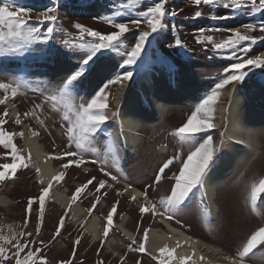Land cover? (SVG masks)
<instances>
[{"label":"snow or ice","instance_id":"obj_1","mask_svg":"<svg viewBox=\"0 0 264 264\" xmlns=\"http://www.w3.org/2000/svg\"><path fill=\"white\" fill-rule=\"evenodd\" d=\"M76 3L80 8H86L91 0H76ZM192 3L198 10L190 17L191 19L200 18L203 15L199 10L201 6H206L212 11L209 19L228 20L253 13L260 14V19L240 27L228 28L226 31L229 35L219 41L214 39L213 35L206 34L211 31H220L219 29L200 27L194 31L193 35L197 44L204 45L205 50H208L207 46L211 44L214 55L233 62L223 67L222 72L217 75L216 82L187 116L186 122L174 129L172 133L182 145L188 146L186 159H183L179 153L169 157L159 165L152 184H145L141 186L142 190H137V187L133 186L134 182L120 165L119 136L109 130V121L118 116L117 112H112L109 108V100L112 96L110 89L114 85L123 88L125 82H131L135 77L141 78L146 86H150L152 76L157 70L165 71L170 81L176 80L179 68L161 49L159 38L169 29L168 21H174L179 12L170 6V0H126V3L124 0H114L112 11L94 17L113 27V31L102 32L75 22L72 27L78 34L70 39H64L61 43L68 50L65 54L75 58L76 64L65 76L59 77V82H56L48 78L47 72L40 69L55 61L60 54L54 43L55 36L60 32L66 33L67 30L61 23L58 9L73 6L72 0H46V2L45 0H0V72L5 74V79H0V92L3 93L0 105H6L9 99L15 100L19 95L33 90L35 84V94L47 99L46 93L51 92L53 115H57L55 102L59 101L63 105V115L59 118L64 135L67 137L64 149L58 154H50L49 157L66 160L61 165L62 170L48 179L46 186H44V179H40L38 195L31 196L27 200V214L23 223L15 228L11 224L7 225V232H5V225L0 224V264H7V262L48 264L43 249L63 236L62 230H67L66 217L69 216L70 209L84 197L89 186H92L95 194V199L87 209L89 215L99 211V202L107 198L109 190H113L117 196L128 194V198L139 205L138 212L141 220L147 214L153 218L159 216L173 221L199 199L205 209V226H208L210 213L207 212V205H203V198L207 194L205 185L211 181L218 161L225 154L223 133L218 144L214 143L212 135V130L217 127L214 122L216 105L225 87L243 83L251 76H256L258 70L261 77H264V52L254 56L249 55L258 43H264V35H250L257 29L260 33H264V0H192ZM116 4L120 5L119 10H116ZM134 6H144V10L129 12L126 15L125 9H132ZM37 8L41 10L36 11ZM219 8L227 9L228 12L216 14ZM142 24L147 30L141 27ZM171 30L177 31L175 23L171 24ZM128 40H134L131 47L126 43ZM167 47L179 49L186 60L192 58L193 53L179 35H176L174 43ZM105 54H115L113 58L119 57V59L116 60L108 75L101 80L94 94L88 98L81 93L80 82L91 71L92 65ZM34 76L44 79L33 80ZM261 83L264 84V79H261ZM41 85L44 87L41 88ZM42 111V104L34 103L28 111L17 112L14 123L21 125L24 118H36L41 125H44L45 121L38 116V112ZM10 119L12 118L9 116L8 108L5 107L4 111L0 112V146L7 150L4 158H10L11 163L0 164V184L15 180L19 170L28 169L31 166L29 163L31 153L25 154L15 142L16 137L23 138L24 132L6 130L5 126ZM30 131L33 136L39 135L33 129ZM104 133H108V136L104 137ZM97 137L109 140V147L104 151L103 156L94 145ZM73 148L75 151L72 150ZM86 157L91 158V163L98 166L99 172L105 178L91 176L80 183L73 191L63 215L58 217L51 239L47 244L43 240L37 241L35 237L40 234L42 226L46 223V204L49 202L48 198L54 182L61 184L67 170L73 166L80 168L85 165ZM174 162L180 163L178 172L172 173L170 177L174 182L164 194L157 193L158 198H150L149 189L163 182L166 170H170ZM113 169L117 174H113ZM36 172L39 174L40 169L37 168ZM121 179L127 183L123 188H118L116 185ZM246 200L253 212L264 205V176L258 180H252L248 186ZM119 203V200L113 202L106 216H103L102 233L92 234L93 241H99V247L96 249L97 256L100 255L110 231L114 228V215L117 214ZM33 213L36 221L35 232L27 231L28 214ZM85 223L86 221L79 226L80 231L73 241L71 258L60 261L59 264H75L77 246L81 244L87 232ZM136 230L141 231L139 222ZM142 233L138 244L133 238L127 245L128 252L137 254L138 257L147 255L153 264H189V262L190 264H201V262L212 264L203 255L194 259L197 255L194 248L191 255H177L176 249L181 247L180 240L176 241V247H169L165 243L159 247V254L153 255L146 246L149 227L143 228ZM191 240L190 236L184 238L185 243ZM128 252L119 257V264H124ZM257 252L264 253V225L252 230L238 245L234 255L225 254L222 259L224 264H246L249 260L252 264H264V258L260 261L255 259ZM96 264H105V262L101 259L96 261ZM134 264H141V259H135Z\"/></svg>","mask_w":264,"mask_h":264},{"label":"rangeland","instance_id":"obj_2","mask_svg":"<svg viewBox=\"0 0 264 264\" xmlns=\"http://www.w3.org/2000/svg\"><path fill=\"white\" fill-rule=\"evenodd\" d=\"M173 1L174 0H170V6L179 12V15L175 17L174 21H168L169 29L159 38L160 47L168 56L172 58L178 67L185 69L189 73L197 75L202 80H204L207 89L210 90L217 80V75L222 72L223 67L228 66V64L233 61L221 59L219 56L214 55L211 50V44L207 46L208 50H205L204 45L197 44L193 35L194 31L200 27L219 29L220 31H211L206 33L207 35H213L214 39L219 41L220 39L226 38L227 35H229V33L226 31L228 28L240 27L245 23L255 22L256 20L260 19V14L253 13L251 15L237 16L234 19L214 20L209 19V16L212 15V11L206 6H201L199 10L202 11L203 15L200 18L191 19L190 17H192L194 12L198 10L194 3H192V0ZM124 3H126V0H124ZM91 4L97 6L99 10V12L94 16H84L74 11L70 14H66L65 11L68 10V6L60 7L58 9L59 15L61 17V23L67 30L66 33L60 32L55 36L54 43L60 53L58 54L59 56L63 55L71 60L76 61V59L72 56L65 54L68 50L65 49L61 43L64 39H70L78 34L77 30L72 27L75 22L82 23L102 32H110L114 30V28L108 25L106 22L94 18L101 14H108L110 11H112L114 7V0H91L90 5ZM72 5H77L76 0H72ZM103 7H106L107 9H104L103 11ZM115 7L116 10H119L120 5L116 4ZM38 10L41 9L37 8L36 11ZM141 10H144V6H134L132 9H125V13L127 15L129 12L134 13L135 11ZM227 12V9L219 8L216 14H225ZM172 23L177 25L176 32L171 30ZM141 27L145 28L143 24ZM145 30L147 29L145 28ZM176 35L180 36L182 41L193 53L191 60H186L184 57H182L179 49L167 47V45L174 43V37ZM250 35L260 36L264 35V33H260L257 29L256 31L251 32ZM126 43L129 47H131V45L134 43V40H128ZM263 50L264 43H258L249 55H258ZM114 55L115 54H105L104 56L100 57V60L114 59ZM117 59H119V57H116L114 60ZM11 66L12 65H7V67ZM43 70L48 72L46 71L45 67L42 68V71ZM87 75L88 73L81 80L83 84L80 82V90L84 96L90 98L91 95L94 94V90L98 85L93 87V90L88 88L86 79ZM0 78L5 79V74L0 72ZM88 78H90V76ZM32 79L37 80L44 78H38L34 76ZM261 79H264V77H261V74L258 70L256 76H251L243 83L236 85L241 89L243 88L245 90H249L256 82H261ZM125 83L126 84L123 88H121L119 85H114L110 89L112 96L109 100V108L110 111L117 112L118 116L109 121V130L114 135L119 136L120 143L118 155L123 171L134 182V185L142 188L141 186L145 184H152L155 172L158 171L159 165H161L169 157L179 153L183 159H186L187 152L189 150L188 146L186 144L182 145L179 139L173 136L172 133L174 129L180 127L184 122H186L187 116L194 110V108L193 105L175 103L170 108L169 113L164 121L159 123L143 121L140 131L144 134V136L142 137L138 150L133 152L130 156L124 155V151L122 154V148L124 149V147L121 143V138L118 131L120 107L117 105L119 104V101L123 102L125 94L129 88L127 85L128 82ZM230 86L231 85L225 88H229ZM43 87L44 85H41V88ZM35 88L36 85L34 84L33 90H29L26 93L19 95L15 100H11L16 107L17 112L20 113L31 109L34 103L42 104L43 102V111L38 112V116L40 119L45 121L44 125H41L36 118H24L21 125H15V117L11 116L12 109H10L6 104L0 105V112H3L4 108L7 107L9 116L12 118L5 126L6 130L20 132L24 131V129L27 127L29 132L27 135L33 136L30 131V129H33L39 133V135H36L35 137H38L39 142L43 144L47 150L52 152L62 151L64 146L67 144V137L65 135V137L59 136L56 129L60 128L64 133V129L61 127V119L59 118L63 115V105L59 101H56L55 111L57 112V115H53V102L50 99L51 92L46 93L48 98L45 99V97L41 95L33 96L35 94ZM87 90L89 92L93 91L91 92L92 94H89ZM0 95H3V93L0 92ZM76 103H79V101H76ZM51 117L55 118L56 121L54 123L52 122ZM46 128L48 129L47 131L45 130ZM260 130L261 131H259L256 135L254 142L250 144L252 146L251 148L255 149V153L250 154L248 157L249 159L245 165L247 167L243 168L244 173L236 182L221 186L217 189L215 201L217 203L219 212L217 215H212L213 218L210 216L208 226H205V209L201 205L199 199L194 201L190 208L186 209L182 214L178 215L176 219L172 221L174 224L181 226L192 234H195L196 236H199L208 242L222 247L232 255L235 254L238 245L246 239L247 235H249L252 230H255L256 227L264 225V205H261L255 212H253L246 200L248 186L252 180H258L261 176H264V126ZM49 132L51 134H49ZM212 135L214 137V143L218 144L221 138L220 131L212 130ZM103 136L107 137L108 133H104ZM25 138L26 134H24L23 138L16 137L15 142L18 148L21 150H23L22 144L25 143ZM162 144L169 146L168 152L166 153L163 161L153 169V163L157 157V148ZM94 145L100 150L101 156H103L104 151L109 147V140L107 138L101 139V137H97V140L94 141ZM72 150L75 151L74 148ZM6 152L7 150L0 146V164L11 163L10 158H4ZM53 161L55 165L66 162V160L56 159H53ZM88 167L90 169H87ZM179 167L180 163L174 162V164L170 166V170H166V175L163 182L159 185H154L153 188L149 189V194L152 198H158L157 193L164 194L165 191L170 188V185L174 182L172 179H170V177L172 176V173L178 172ZM113 171L116 172L115 169H113ZM35 172L36 171L30 166L28 169L19 170L15 180L7 182L6 184H0V192L2 191V193L10 201L8 205L0 206V224L5 225V232H7L6 226L9 224L13 225L15 228L23 223L25 215L27 214L26 208L28 198L38 195L41 185L39 183L40 178L37 177ZM91 176H97L99 179L105 178L103 174L99 172L98 166L90 162L85 163V165L81 166L80 168L75 166L70 167L67 170L65 179L59 188L62 190L64 188H68L69 194L72 195L75 188L78 187L80 183L85 182ZM109 183H111L110 180ZM116 187L123 188L121 185H116ZM94 199V190L92 186H89V189L84 194V197L76 204H81L82 206L89 208ZM116 200L120 201L118 206L120 208L121 215L117 220L119 221L120 218L125 215V213H128L130 219L127 226L135 233L137 240L140 241L143 235V228H151L153 225L159 222L157 217L153 218L147 214L143 220H141L138 212L139 205L132 202L128 198V194H125L124 196H117L116 192L113 190H109L107 198L102 199L99 202V211H95V213L100 215L102 213H107L108 208L106 207L103 211L100 210L102 203H106L108 205L107 207H109ZM63 212L64 210L53 202H48L46 204V223L42 226L40 234L35 237L37 241L43 240L45 241V244H47L54 232L58 217L63 215ZM207 212H209V208ZM28 215L29 224L27 231L35 232V214L33 213ZM138 222L140 223V232H137L136 230ZM66 224L67 230H62L63 236L59 237L57 241H54L51 245H48L43 249V254L47 257L48 264H59L60 261L71 258L73 241L79 234L80 225L76 224L68 217H66ZM69 233H71V235H69ZM111 234L118 237V247H115L114 249L112 247L108 248L106 245H104L100 255L97 256L96 249L99 247V241H93V239L87 236L85 233L81 244L77 246V255L74 258L75 264H96V261L101 259L104 260L105 264H119V257L124 255L125 252H128L127 245L132 241L128 239L121 241L122 234H120L117 229L110 231L108 239L110 238ZM117 249L119 256H115L116 254L114 253ZM137 258L141 259V264H153V261L147 255L138 257L137 254L131 252H128V257L125 259L124 264H134V261ZM262 258H264V253L257 252L255 259L260 261ZM7 264H12V262H7Z\"/></svg>","mask_w":264,"mask_h":264},{"label":"bare ground","instance_id":"obj_3","mask_svg":"<svg viewBox=\"0 0 264 264\" xmlns=\"http://www.w3.org/2000/svg\"><path fill=\"white\" fill-rule=\"evenodd\" d=\"M73 11L84 16H94L99 12L97 6L91 4L86 8H80L78 5L68 6V10H66L65 13L70 14ZM262 52H264V50ZM115 63L116 60L114 59L97 60L91 71L88 72L90 82H100L108 75ZM75 64L76 61L63 55H57L55 61L46 65L48 70L47 74L53 76V78L50 79L59 82V77L65 76ZM178 68L179 72L175 81H170L165 71L157 70L152 76L150 86H146L144 81L139 77H135L131 82L127 83L129 88L123 102L119 101L117 105L120 107L118 131L120 133L121 143L124 147V154L130 156L133 152L138 150L139 144L144 136L140 131L143 121H150L153 123L164 121L170 108L175 103H188L195 108L203 95L207 92L204 80L197 75L189 73L185 69ZM40 70L42 71V68ZM33 96H37V94ZM0 98H3V95H0ZM7 105L12 109L11 116L15 117L17 109L11 99H9ZM51 120L53 123L56 121L53 117H51ZM214 122L217 127L213 130L220 131V134L223 133V150L225 154L218 161L217 167L212 173L211 181L205 185L207 194L204 196L203 204L208 206L209 212H212L213 215H217L219 212L215 201L217 189L221 186L236 182L244 173L243 168L247 167L245 165L249 159L248 157L250 154L255 153V149L251 148L252 146L250 144L254 142L257 133L261 131L260 129L264 126V84L256 82L249 90L241 89L237 87L236 84H232L229 88H224L221 91L220 100L216 105ZM56 130L59 136L65 137L63 130L60 128ZM23 132L26 134L25 143L22 144L23 152L25 154L31 153V160L29 163L35 171L37 168L40 169L39 174H37V172L35 173L38 178L44 179V185L46 186L48 179L62 170L61 165L63 163L55 165L54 161L49 157L50 154H58V152L47 150L43 144L39 142L38 137L28 136L27 133L29 132L27 127ZM168 149L169 146L166 144H162L157 148V157L153 163V169L163 161ZM86 161V163H91V158L86 157ZM87 169L90 168L88 167ZM113 174L117 173L113 171ZM126 183L127 181L121 179L118 185L124 187ZM61 184H55L54 182V186L50 190L49 202L59 205L64 210L68 207L71 194H69L68 188H64L63 190L59 188ZM133 186L137 187V190H142V188L136 185ZM149 196L152 198L150 194ZM9 202V199L1 191L0 206L8 205ZM107 206L108 205L103 202L100 210L103 211L106 207L109 211L111 206ZM87 209L88 208L81 204H75L70 209L68 218L79 225L86 221V234L92 238L93 233L97 235L102 233L104 227L103 216H106L107 213H102L100 215L94 211L92 215H89ZM117 213L118 214L114 215V221L117 223L114 222L116 225L113 230L117 229L118 232L122 234L121 241L124 239L130 240L128 238L130 237L131 239L135 238L136 242L139 243L135 233L127 226L130 219L129 214L125 213L118 221L117 219L121 216L119 206L117 208ZM158 220L159 222L153 225V227H149V238L146 245L153 255H158L159 247H162L165 243H167L169 247H176L177 240L181 241V247L176 249L177 255H191L194 248L197 253L194 259H198L199 255H203L207 257L212 264H224L222 259L223 255H232L222 247L192 234L181 226L174 224L172 221L162 219L161 217H159ZM187 236L192 237V240L185 243L184 238ZM105 245L108 248H117L119 245L118 237L111 234L110 238H107ZM217 249L220 251L217 252ZM114 253L116 254L115 256H117L118 249L115 250ZM201 264H203V262H201ZM246 264H252V261L249 260Z\"/></svg>","mask_w":264,"mask_h":264}]
</instances>
